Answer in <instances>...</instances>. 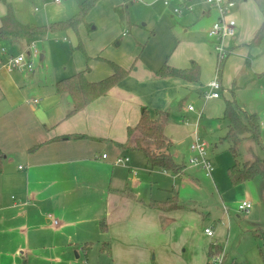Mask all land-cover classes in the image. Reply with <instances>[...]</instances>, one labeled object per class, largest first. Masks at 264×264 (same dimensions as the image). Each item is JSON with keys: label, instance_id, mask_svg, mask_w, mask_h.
Listing matches in <instances>:
<instances>
[{"label": "crops", "instance_id": "obj_1", "mask_svg": "<svg viewBox=\"0 0 264 264\" xmlns=\"http://www.w3.org/2000/svg\"><path fill=\"white\" fill-rule=\"evenodd\" d=\"M121 1V5L129 2ZM247 1H235L238 7L228 14L227 19L236 30L228 48L237 54L230 53L218 77L217 56L210 44L214 46L215 41L207 36L217 13L204 0H192L193 11H184L180 15L172 10L174 0L168 6L163 5L167 9L163 8L164 14L158 15L156 23L163 22L175 33L160 41L156 55L150 58L152 63L148 59L141 60L140 53L149 41L157 38V33L150 31L146 36L145 32L132 28V33L125 30L119 34L121 22L115 15L116 22L108 34L109 40L101 48L105 51L102 56L90 54L88 50L79 51L68 72L67 67L62 70L47 67L40 74L43 80L38 81L35 74L27 75L24 80L22 75L25 74L0 67V151L4 154L0 172V264H28L31 254L37 255L45 248L53 251L54 248L80 247L86 252L94 242H100L99 251L107 259L99 264L207 263L208 247L217 243L218 228L199 245L193 238L175 236L176 228L188 229V223L182 225L178 221L190 219L193 216L190 210L180 205L170 211H160L150 208L149 204L177 196L178 192L173 185L166 183L165 177H190L185 161H178L183 157L176 148L178 144L189 140L186 163L194 154L189 149L194 136L205 141L208 149V142L204 139L207 134H200L198 130L203 115L210 120H222L225 102L233 99L241 110L258 116L257 110L264 103V37L249 44L263 17L256 12L257 9L260 13L254 1V8ZM2 3L0 17L5 13L4 3L11 5L7 0ZM121 5L114 7V11ZM12 10L16 19L26 24L17 18L13 7ZM196 18L206 20L205 29L200 32L193 29ZM178 28L189 36L183 43L177 39ZM174 37L176 44L172 45ZM22 39L29 43L23 45ZM33 40L9 37L0 42L17 46V52L5 48L7 54L16 55L28 53ZM113 41L118 50H111L109 44ZM37 57L43 59L45 54L38 51ZM0 61H6V54L0 53ZM105 61L127 70L126 76L104 96L68 115L73 108L71 97L68 93L58 92L56 82L86 68L88 81H100L112 73ZM191 62L199 68V82L157 74L164 64L185 69L191 66ZM216 77L221 87L219 97L204 99L206 85ZM184 89L189 91L187 97L194 94L203 97L200 109L197 112L194 108L189 110L188 104V112L195 113L190 115L189 124L179 119L167 121L159 140L161 143H153L154 149L161 148L163 143L169 148L174 146L169 152L175 162L185 167L181 173L173 175L151 168L144 155L133 147L138 134L134 133L128 139L127 129L138 123L141 107L152 112L166 111L169 117L167 109L172 106L174 96H180ZM253 103L258 105L248 110ZM227 129L228 125L225 132ZM74 135L81 137L72 138ZM119 157H127L128 161L114 163ZM136 168L143 176L147 172L158 191L170 196L156 199L161 198L159 193L142 195L140 188L144 181L137 179ZM263 174L264 164L259 176ZM190 180L195 182L193 177ZM177 199L179 203L178 196ZM243 200L252 202V197L245 193ZM254 204L252 202V208ZM54 219L57 225L53 224ZM101 222L105 224L104 230L100 228ZM104 245L109 247L108 252L102 250Z\"/></svg>", "mask_w": 264, "mask_h": 264}, {"label": "rangeland", "instance_id": "obj_2", "mask_svg": "<svg viewBox=\"0 0 264 264\" xmlns=\"http://www.w3.org/2000/svg\"><path fill=\"white\" fill-rule=\"evenodd\" d=\"M2 1L3 0H0L1 5H3ZM7 1L11 3L17 18L21 22L48 27L52 23L70 19L69 17L75 15L79 11V7L84 0H60V4L58 3L59 5L53 0ZM116 1H119V3L115 4ZM241 2H243V0H238L237 3ZM247 2H249V6H254L252 0ZM234 3L235 6L231 8L230 11H233L236 6L238 7L237 3ZM121 4V0H98L90 7L75 30L67 27L55 30L47 29L39 32L34 37L33 41L39 53L45 54V58L30 57L34 65L33 68L35 73H30L29 71L21 72L18 70L13 72L25 74L22 75L24 76L22 78L24 80H26L27 75L35 74L34 77L39 78L38 81L44 79L40 74L44 72L47 67L48 69L57 70H62L67 67L68 72L74 59L80 54L78 53L80 50L75 48L79 40L84 44V51L88 50L90 54L102 56L105 51L101 50V48L106 43L107 39L109 40L108 34L112 30V24L116 22V16L119 17V15L122 18V21H120L119 34L125 30L126 32L129 30V33H132V28L145 32L146 36L150 31H155L157 33V38L149 41L143 52L140 53L141 60L148 59V61L151 62L150 58L154 57L157 53V49L160 48V41L175 33L174 29L171 30L168 26H164L163 22L156 23L158 15L164 14V9L167 8L163 7L162 2L159 0H138V2L135 3H131V0H129L126 6ZM119 5L122 7L121 11L115 12L113 8ZM147 5H149V7ZM256 12L261 17L257 9ZM194 13L196 14V8L194 9ZM227 17L228 15L226 16V21L230 23ZM205 21V18L194 19L195 23L193 24V29L198 32L205 29ZM93 27H95V29H92ZM183 31V29H176L177 39H179L180 43H183L189 37L184 34ZM63 38H65V40H63ZM231 38L226 40L225 47L228 48V43ZM174 39L172 45L176 44V38L174 37ZM21 41L25 46L29 43V41L25 43V39ZM262 42H264V40ZM111 43L109 44L112 47H110L111 50H114V48L115 50L119 49V47L116 48L115 41ZM210 44L213 49V43ZM0 45L11 52L18 51L17 46H13L9 42L1 41ZM87 46L88 48H86ZM261 46L263 47V43ZM172 49L171 47L170 51H172ZM229 50L231 53H235L234 50ZM236 54L237 52L234 55ZM228 56L224 59L223 67ZM105 62L107 63V61ZM215 63V66H217V57ZM184 90L185 91L180 94V96L177 94L174 96L172 106L167 109V111H170L168 122L179 119L183 120L185 124H189V121H191L189 118L190 115H195V113L188 112L187 105L190 104L196 112L200 109L203 103V97H196L193 91L192 94L194 95H189L187 97L189 91L186 89ZM33 97H36V95ZM256 105H258V103H253L247 109L251 110L253 106ZM257 113L260 124V143L253 141L250 137H246L241 141L237 156V160L241 163L264 158V103L258 108ZM226 125L227 122L223 119L210 120L204 115L199 120L198 130L200 134H207L206 137L204 136V139L208 142L207 157L210 159L214 169L212 178L207 177L201 168L186 163L188 155L187 146L189 144L188 139L176 146L180 155L184 157V159L183 157L179 158L178 161H185L186 167L188 168L187 175L193 177L195 182L190 180L188 176H184L181 179H167L166 177L164 179L167 181L166 183L169 182L170 185H173L176 192H178L179 204L182 205L183 208L190 210L193 215L187 221L183 222L182 219L178 221L182 225L185 223L189 225H187V230H181L180 227L176 228L175 236L183 239L193 238L194 241H198L200 245V241H204L205 237L208 238L209 236L203 232L205 228L210 229L211 232L218 228L219 231L217 233L219 236L215 239H217V244L223 249L221 254H218L222 257L223 264H229L232 261L238 264H264V247L260 236L264 230V174L248 180L245 185H242V183L232 184L229 181L226 170L234 163V159L229 152L230 146L228 143L221 140L226 134ZM154 143L160 144L161 142L159 140H154ZM173 147L174 146L170 147L169 151H172ZM148 169L150 168L148 167ZM147 174L146 172V176H143L139 169H137V179H139L140 182L144 181L143 186L140 188L142 195L159 193L161 198L156 199H166L168 195L170 196L169 193L162 194L159 192L156 187L157 185L152 182L153 179ZM245 193L251 196L252 202L255 203V207L247 214L237 209V205L242 200V197L245 196ZM99 248L100 242L92 243V245L87 248L86 252L82 251L80 247L54 248L53 251H49V248H45V250H41L37 255L31 254L28 264H99L101 261L107 260L106 256L99 251ZM184 248L186 247L184 246Z\"/></svg>", "mask_w": 264, "mask_h": 264}, {"label": "trees", "instance_id": "obj_3", "mask_svg": "<svg viewBox=\"0 0 264 264\" xmlns=\"http://www.w3.org/2000/svg\"><path fill=\"white\" fill-rule=\"evenodd\" d=\"M4 1L5 0L2 2ZM96 1L97 0H84L79 7V11L74 16L62 22L52 23L48 27L20 23L16 19L11 5L9 3H4L5 13L0 17V40L9 37L32 39L39 32L47 29L55 30L70 27L75 30L78 23L83 20L90 7H92ZM253 1L260 11L263 20L249 45L261 40L264 35V0ZM126 5L127 4L125 3L124 6ZM121 8L122 7L117 8L116 11H121ZM119 19L122 21L120 15ZM75 48L84 53L83 46L80 42ZM107 62L112 69V73L100 81H88L85 77V72L87 71L86 68V70L80 71L56 82V90L60 93H68L71 97L73 108L68 115L83 109L98 97L104 96L112 86L126 76L127 70L113 62ZM223 62L224 60L218 65V74L222 71ZM157 74L160 76L180 77L187 82H199V68L193 62H191L189 68L185 69H176L164 64ZM222 119L227 122L228 129L221 140L228 143L230 146L229 152L234 159V163L226 170L229 181L232 184H240L259 176L262 171V165L264 164V158L243 163L237 160L238 147L241 141L246 137H250L253 141L260 143V124L258 116L254 113H248L241 110L240 106H238L235 100L232 99L225 102ZM167 120L168 113L166 111L156 110L152 112L146 107H141L139 121L134 127L127 129V137L130 139L134 133L138 134L133 147L144 155L151 168H157L173 175H177L183 171L185 166L184 164H179L174 161V158L168 150V144L164 145L163 143V146H160L161 148L159 149L153 148V141L162 138L163 128ZM71 137L79 138L81 136L74 135ZM3 158L4 154L0 151V172L2 171ZM179 206L180 204L178 203L176 194L167 198L165 201H155L149 204L150 208L160 211H170ZM100 228L102 230L105 229V224L103 222L100 223ZM260 236L264 247V230ZM104 247L105 248H102V250L108 252L109 247L107 245H104ZM222 251L223 249L220 245L217 243H211L208 247L206 264H209L211 257L221 254ZM229 264L238 263L232 261Z\"/></svg>", "mask_w": 264, "mask_h": 264}, {"label": "built area", "instance_id": "obj_4", "mask_svg": "<svg viewBox=\"0 0 264 264\" xmlns=\"http://www.w3.org/2000/svg\"><path fill=\"white\" fill-rule=\"evenodd\" d=\"M56 3H59L60 0H53ZM138 1V0H131ZM162 2L163 5L168 6L171 0H159ZM175 5L173 6L172 10L174 14L180 15L182 12H192L194 3L192 0H174ZM204 2L213 8L217 13L216 21L211 25V27L207 31V36L210 39L215 41L214 43V51L217 56V67H216V75L218 77V65L222 62L231 52L230 50L225 47L226 40L235 36L236 30L235 27L226 21V16L229 14L231 8L234 7L235 1L233 0H204ZM1 54H6V61H0V67L3 66L6 68L7 71H29L33 72V63L31 62L30 57H37L38 51L35 48V44L31 43L29 46L28 53H19L16 55L7 54L4 48H0ZM214 78L206 85V90L203 93L204 99H211V98H218L219 91L221 89L220 83L218 79ZM37 100H33L36 102ZM189 110H193L191 105L188 106ZM189 149L194 154L188 159V164L192 166H200L205 175L207 177L212 178L213 166L210 160L207 157V143L198 137L194 136L191 144L189 145ZM105 157V155H102ZM128 158H117L114 163L116 164H123L127 162ZM133 172V171H132ZM135 173V172H133ZM252 208V202L250 200H243L238 203L237 209L240 212L247 214ZM54 225H57V220L52 221ZM204 232L207 235H212L210 229H205ZM209 264H223L222 257L220 255H216L210 258Z\"/></svg>", "mask_w": 264, "mask_h": 264}]
</instances>
